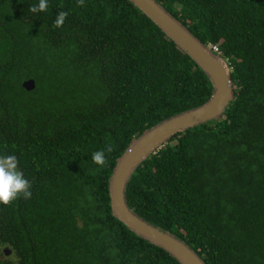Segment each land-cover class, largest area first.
Segmentation results:
<instances>
[{"label":"trees","instance_id":"trees-1","mask_svg":"<svg viewBox=\"0 0 264 264\" xmlns=\"http://www.w3.org/2000/svg\"><path fill=\"white\" fill-rule=\"evenodd\" d=\"M157 1L217 45L235 97L139 164L128 206L207 264H264V0ZM38 3L0 0V155L32 184L0 203V264H180L111 214L108 183L130 141L204 103L210 81L129 0Z\"/></svg>","mask_w":264,"mask_h":264},{"label":"water","instance_id":"water-1","mask_svg":"<svg viewBox=\"0 0 264 264\" xmlns=\"http://www.w3.org/2000/svg\"><path fill=\"white\" fill-rule=\"evenodd\" d=\"M129 1L197 64L210 81L212 91L209 98L201 105L161 120L130 141L116 160L109 178L111 214L136 235L164 249L180 264H207L180 238L135 213L128 206L126 187L139 164L172 136L223 115L226 107L235 97L231 68L222 54L202 43L157 0ZM22 86L26 90H32L35 81L33 78L25 79Z\"/></svg>","mask_w":264,"mask_h":264},{"label":"clouds","instance_id":"clouds-1","mask_svg":"<svg viewBox=\"0 0 264 264\" xmlns=\"http://www.w3.org/2000/svg\"><path fill=\"white\" fill-rule=\"evenodd\" d=\"M79 6L84 5V0H77ZM48 10V0H39L38 5L34 4L29 7L32 13L46 12ZM68 11H60L53 23V28H62L65 24ZM113 147L108 145L105 149L93 152L92 161L101 168L108 163L107 153H111ZM19 161L15 154L0 155V203L10 205L14 201L23 198L32 197L31 182L24 177L22 171L18 168Z\"/></svg>","mask_w":264,"mask_h":264},{"label":"built area","instance_id":"built-area-1","mask_svg":"<svg viewBox=\"0 0 264 264\" xmlns=\"http://www.w3.org/2000/svg\"><path fill=\"white\" fill-rule=\"evenodd\" d=\"M209 46L212 48V50H213V51H215V52H217V53H220V54H221V52L219 51V49H218L217 45H214V44H213V45H211V44H210Z\"/></svg>","mask_w":264,"mask_h":264},{"label":"flooded vegetation","instance_id":"flooded-vegetation-1","mask_svg":"<svg viewBox=\"0 0 264 264\" xmlns=\"http://www.w3.org/2000/svg\"><path fill=\"white\" fill-rule=\"evenodd\" d=\"M3 254L8 255V254H10V251L7 250V249H4V250H3Z\"/></svg>","mask_w":264,"mask_h":264}]
</instances>
